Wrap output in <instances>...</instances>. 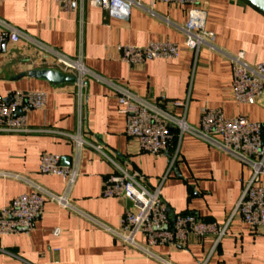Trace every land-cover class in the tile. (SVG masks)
I'll return each mask as SVG.
<instances>
[{"label":"crops","instance_id":"1","mask_svg":"<svg viewBox=\"0 0 264 264\" xmlns=\"http://www.w3.org/2000/svg\"><path fill=\"white\" fill-rule=\"evenodd\" d=\"M142 2L150 7L152 0ZM204 7L205 28L214 34L218 48L244 52L251 64L264 62L263 13L244 0H204ZM151 9L157 16L134 8L125 22L87 3L81 15L78 10L66 12L57 0H0V20L23 36L20 43L0 51V95L47 94L45 108L28 114L32 132L0 134V209L36 187L57 196L66 193L62 178L39 173L42 155L50 154L61 157L65 167L78 166L79 176L69 194L73 206L118 228L130 204L102 197L104 181L115 168L95 149L101 146L118 164L147 177L149 189L161 186L163 199L176 215L193 214L228 225L227 236L215 248L214 237H191L185 249L156 246L155 254L173 264H264V226L254 229L232 217L252 176L248 166L176 129L173 146L160 157L143 153L138 141L126 134V116L105 81L130 89L191 126H199L205 108L220 109L226 118L264 122V97L255 105L235 100L226 59L205 47L195 54L186 46L176 26L188 21L189 9L162 3ZM161 41L178 45L177 59L137 66L119 60V46L145 47ZM39 45L80 61L89 72L83 80L87 87L54 86L31 78L11 81L31 70L63 73L53 55ZM68 135L83 143L79 150ZM55 230L60 231L58 236ZM0 264L161 263L126 247L85 216L48 202L31 233L0 237Z\"/></svg>","mask_w":264,"mask_h":264},{"label":"built area","instance_id":"2","mask_svg":"<svg viewBox=\"0 0 264 264\" xmlns=\"http://www.w3.org/2000/svg\"><path fill=\"white\" fill-rule=\"evenodd\" d=\"M57 1L68 13L78 10L82 15L87 3L90 7L102 9L110 17L125 22L130 19L134 8L157 16L151 9L154 3L187 7L188 21L176 28L185 36L188 49L197 54L205 47L230 63L231 89L239 104L255 105L264 97V62L251 64L246 61L244 52L233 54L216 46L214 34L205 28L207 10L204 0H152L150 7L145 6L142 0ZM163 21L168 23L167 20ZM22 38L17 29L0 20V51L7 44L20 43ZM39 47L53 55L63 74L73 75L80 83L89 76L80 61L41 45ZM118 50L119 60L130 66L143 65L153 60L177 59L179 56L178 45L169 41L152 42L145 47L119 46ZM105 83L114 90L121 111L126 116L127 136L138 141L143 153L153 157L162 156L173 146L176 129L180 135L189 134L248 166L252 176L232 217H240L254 229L264 226V122L254 123L242 116L226 118L220 109L205 108L201 112L199 126L195 127L118 83ZM46 103L47 94L44 92L14 91L7 96L0 95V134L20 135L32 132L28 114L33 110H43ZM68 137L78 150L82 147L83 143L77 137ZM95 149L115 168V173L104 181L102 197L120 199L130 204L118 228L109 227L80 213L69 200L71 189L79 176L77 165L65 167L61 157L43 154L39 173L62 178L66 183V193L57 196L36 187L33 192L15 198L9 206L0 209V237L31 233L48 202H55L85 216L126 247L161 264L173 263L155 254L153 248L156 246L185 248L191 237L205 239L211 236L215 238V248L220 240L227 236L228 225L220 226L206 222L193 214L177 215L173 225V219L161 194V186L149 189L150 181L147 177L118 164L101 146ZM59 234V230L54 231L55 236ZM140 237L143 241L139 240Z\"/></svg>","mask_w":264,"mask_h":264},{"label":"water","instance_id":"3","mask_svg":"<svg viewBox=\"0 0 264 264\" xmlns=\"http://www.w3.org/2000/svg\"><path fill=\"white\" fill-rule=\"evenodd\" d=\"M249 6L253 7L254 9L258 10L259 12L264 14V0H244ZM23 78H31L36 80H45L51 85L54 86H61L66 84H79V80L75 77L65 75L58 70L55 69H38V70H31L25 73H21L11 79V81H18ZM81 85L83 87H87L86 82H82ZM20 115V112L17 113ZM140 175V174H139ZM142 176V175H140ZM166 203V202H165ZM168 212L173 219V225L175 224V220L177 215L171 211L168 204L166 203ZM185 249V248H184Z\"/></svg>","mask_w":264,"mask_h":264}]
</instances>
